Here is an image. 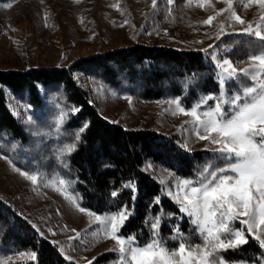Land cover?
Wrapping results in <instances>:
<instances>
[{"label": "rangeland", "instance_id": "obj_1", "mask_svg": "<svg viewBox=\"0 0 264 264\" xmlns=\"http://www.w3.org/2000/svg\"><path fill=\"white\" fill-rule=\"evenodd\" d=\"M173 11L187 21L173 23ZM210 33L264 38V0H14L0 3V70L64 67L137 42L214 49L208 60L216 67L226 110L214 94L186 108L175 98L139 99L84 72L76 76L98 113L111 123L177 134L187 151L208 149L233 158V164L203 183L153 168L165 194L218 246L245 242L247 230L264 248V53L235 66L230 58L219 57ZM244 72L252 73L255 84L228 103L226 83ZM6 93L12 113L37 137L49 131L62 136L67 109L55 112L47 98L49 106L37 109L11 90ZM48 117L51 129L42 125ZM27 159L35 168H21L0 152V200L69 261L95 264L105 254L108 259L98 264H255L213 263L207 251L181 246L171 252L158 239L139 245L120 234L126 212L98 214L83 208L62 176L42 168L34 156ZM2 245L0 241V264L31 257Z\"/></svg>", "mask_w": 264, "mask_h": 264}, {"label": "trees", "instance_id": "obj_2", "mask_svg": "<svg viewBox=\"0 0 264 264\" xmlns=\"http://www.w3.org/2000/svg\"><path fill=\"white\" fill-rule=\"evenodd\" d=\"M10 1L14 0L0 3ZM170 17L176 24L182 18L174 11ZM208 37L220 52L219 57L230 58L235 66L264 53V38L215 33ZM213 54L211 48L137 42L80 58L64 67L0 70V152L27 170L35 168L25 163L34 156L42 168L65 179L68 190L87 210L98 214L126 212L129 217L120 234L134 237L139 245L158 239L171 252L181 246L207 251L213 263L223 259L262 264L264 248L247 230L245 242L218 246L217 239L208 237L184 214L179 203L165 194L164 184L153 168L161 166L177 179L203 183L235 160L208 149L187 151L177 134L132 130L111 123L98 113L76 76L84 72L119 93L139 99L175 98L186 108L214 94L226 110L216 67L208 60ZM254 84L252 73H239L225 85L228 103ZM7 89L34 108H46L49 99L54 102L55 112L67 109L62 136L56 137L50 131L40 137L32 133L31 126L12 113ZM51 119L43 120L42 125L51 129ZM12 209L0 200L1 248L13 253L25 251L31 257L6 264H77L67 260L57 245L41 239L30 222ZM107 259L104 254L95 264Z\"/></svg>", "mask_w": 264, "mask_h": 264}]
</instances>
